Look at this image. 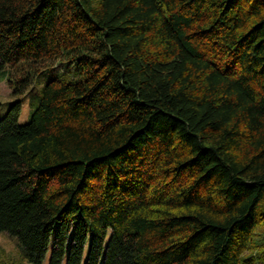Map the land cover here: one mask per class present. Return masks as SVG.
Returning a JSON list of instances; mask_svg holds the SVG:
<instances>
[{
  "label": "trees",
  "instance_id": "trees-1",
  "mask_svg": "<svg viewBox=\"0 0 264 264\" xmlns=\"http://www.w3.org/2000/svg\"><path fill=\"white\" fill-rule=\"evenodd\" d=\"M48 69L0 119V264H264V0H0L1 79Z\"/></svg>",
  "mask_w": 264,
  "mask_h": 264
},
{
  "label": "rangeland",
  "instance_id": "rangeland-1",
  "mask_svg": "<svg viewBox=\"0 0 264 264\" xmlns=\"http://www.w3.org/2000/svg\"><path fill=\"white\" fill-rule=\"evenodd\" d=\"M64 71L69 74L70 77L73 76L69 64H66L63 60ZM63 68V66H61ZM59 71L55 69H48L41 76H38L30 87V90L25 92L24 95L18 96L14 95L10 88L8 87L5 80L1 79L2 71L0 70V119H2L10 105L16 101L20 100L21 110L19 112L18 122L19 124L28 123L31 119V115L35 110L38 99L40 96V89L42 85L52 76L59 74ZM22 248L15 236H12L6 232L0 231V263H9L17 260L23 259Z\"/></svg>",
  "mask_w": 264,
  "mask_h": 264
}]
</instances>
